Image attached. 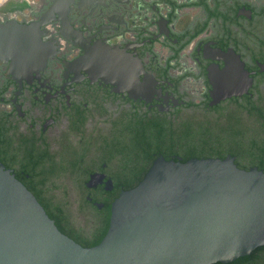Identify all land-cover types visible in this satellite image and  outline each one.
Wrapping results in <instances>:
<instances>
[{
	"label": "flooded vegetation",
	"instance_id": "1",
	"mask_svg": "<svg viewBox=\"0 0 264 264\" xmlns=\"http://www.w3.org/2000/svg\"><path fill=\"white\" fill-rule=\"evenodd\" d=\"M107 52L114 79L92 64ZM249 99L264 128V0H0V166L37 201L102 210L167 160L154 124L211 131ZM229 264H264V247Z\"/></svg>",
	"mask_w": 264,
	"mask_h": 264
},
{
	"label": "water",
	"instance_id": "2",
	"mask_svg": "<svg viewBox=\"0 0 264 264\" xmlns=\"http://www.w3.org/2000/svg\"><path fill=\"white\" fill-rule=\"evenodd\" d=\"M105 55L93 66L117 78L124 68L115 54ZM246 89L228 87L213 98ZM261 247L264 172L239 169L230 156L158 157L136 187L113 200L106 234L90 248L62 234L34 195L0 166V264H229Z\"/></svg>",
	"mask_w": 264,
	"mask_h": 264
},
{
	"label": "trees",
	"instance_id": "3",
	"mask_svg": "<svg viewBox=\"0 0 264 264\" xmlns=\"http://www.w3.org/2000/svg\"><path fill=\"white\" fill-rule=\"evenodd\" d=\"M249 100L246 101L249 105L247 111L230 112L226 121H218L211 131L193 122L184 127L154 124L149 128L150 140L155 145L168 144L167 160L171 156L181 158L182 162L190 159L224 160L230 156L239 169L257 168L264 172V128L260 124L257 102ZM140 144L136 142L137 148ZM38 202L57 229L83 248L98 245L106 234L110 216L108 203L102 210L89 209L81 193L70 191L53 192L48 199Z\"/></svg>",
	"mask_w": 264,
	"mask_h": 264
}]
</instances>
